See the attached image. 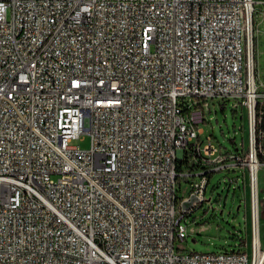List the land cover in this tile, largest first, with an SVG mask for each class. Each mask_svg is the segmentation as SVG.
Instances as JSON below:
<instances>
[{
  "label": "built area",
  "instance_id": "1",
  "mask_svg": "<svg viewBox=\"0 0 264 264\" xmlns=\"http://www.w3.org/2000/svg\"><path fill=\"white\" fill-rule=\"evenodd\" d=\"M254 18L264 0H0V264H264ZM212 99L243 110L240 153L201 145ZM228 168L247 179L248 252L175 248ZM177 179L196 180L179 200Z\"/></svg>",
  "mask_w": 264,
  "mask_h": 264
},
{
  "label": "rangeland",
  "instance_id": "2",
  "mask_svg": "<svg viewBox=\"0 0 264 264\" xmlns=\"http://www.w3.org/2000/svg\"><path fill=\"white\" fill-rule=\"evenodd\" d=\"M257 25V26H256ZM254 66L256 84L264 87V23L253 20ZM257 30L258 33L255 32ZM181 102V100L179 101ZM185 105L192 106V99H184ZM202 111L203 122L197 125L201 130L199 140L206 144L209 138L211 148L216 154L240 153L246 147V121L243 110L233 100L196 101ZM70 145L86 150L89 140L81 135ZM178 152V157H179ZM195 179H177L176 198L187 196L189 184ZM247 179L237 168H228L212 173L208 178L203 194V203L180 222L187 237L176 242L175 248L183 252L200 254L218 253L222 250L248 252L243 243L248 241V213L244 209L247 194ZM257 193L259 202V247H264V169L257 173ZM190 230L193 233H190ZM200 230L196 233V231Z\"/></svg>",
  "mask_w": 264,
  "mask_h": 264
},
{
  "label": "trees",
  "instance_id": "3",
  "mask_svg": "<svg viewBox=\"0 0 264 264\" xmlns=\"http://www.w3.org/2000/svg\"><path fill=\"white\" fill-rule=\"evenodd\" d=\"M263 116L261 117L260 127L264 130V101L262 102ZM176 170L179 173L188 172L191 173L195 170L194 164L190 160L183 158L181 161H177Z\"/></svg>",
  "mask_w": 264,
  "mask_h": 264
}]
</instances>
